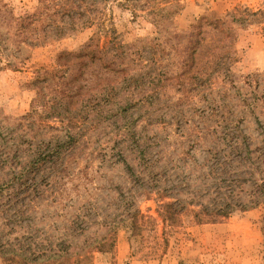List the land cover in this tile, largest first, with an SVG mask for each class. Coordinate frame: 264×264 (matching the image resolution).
Masks as SVG:
<instances>
[{"label":"rangeland","instance_id":"obj_1","mask_svg":"<svg viewBox=\"0 0 264 264\" xmlns=\"http://www.w3.org/2000/svg\"><path fill=\"white\" fill-rule=\"evenodd\" d=\"M67 3L86 11L78 20H106L101 32L113 26L125 46L142 51L137 59L148 71L130 72L143 74L146 87L177 74L178 49L200 20L233 30L234 61L201 93L180 92L167 79L160 101L139 103L137 94L139 104L123 113L132 97L122 94L111 110L94 113L65 160L66 171L53 165L37 176L42 191L6 198L0 242L25 249L87 246L113 232L112 250L94 251L86 264H264V0H0V126L4 134L14 131L13 138L30 137V126L17 119L31 111L35 78L55 67L60 52L80 49L99 30H68L58 39L52 20L69 21L55 11ZM27 15L40 17L34 34L48 35L43 42L20 41L16 19ZM219 37L213 29L205 42ZM122 81L114 84L118 91ZM58 84L47 81L46 93L57 92ZM96 84L95 98L103 94ZM66 123L43 121L38 140L65 139ZM58 180V186L49 183ZM168 201L188 206L170 223L161 216ZM229 203L237 207L220 222L194 216ZM0 264L14 263L0 256Z\"/></svg>","mask_w":264,"mask_h":264},{"label":"trees","instance_id":"obj_2","mask_svg":"<svg viewBox=\"0 0 264 264\" xmlns=\"http://www.w3.org/2000/svg\"><path fill=\"white\" fill-rule=\"evenodd\" d=\"M55 11L57 14L67 13V16L70 17L69 21L52 20L56 27L58 39L65 37L68 30L85 29L93 26H98L99 30L80 49L60 52L55 67L52 69L45 68L32 82L36 93L32 101L31 111L17 119L21 123V127L24 124L30 126L29 138L23 134L13 138L14 131L4 134L3 130L1 132L0 126V218L9 211L10 205L9 203L6 204V198L18 197L22 192L42 191V186L37 181V176L42 171L60 163L59 172L61 170V172L66 171L65 160L69 158V155H72L70 152L76 149L84 137V125L94 113L101 112L106 108L111 110L113 105L119 104V96L123 94L132 97V100L123 104L122 112L126 113L136 107V104L145 103V101L152 99L159 100V96L167 87V79L169 82L174 80L180 92L201 93L204 91L201 87L205 85L208 87L216 72L223 68L227 69L234 61V58L229 55L235 35L233 30L224 27V23L221 24L218 20L208 22L206 26L200 20L191 26V30L187 33V42L178 49L180 58L177 74L169 78L152 79V86L146 87L143 82V74L130 72L131 69L141 70L144 68V72L148 71L146 62L143 59H137L142 51L140 49L135 51V49L125 46L115 27L112 26L109 31L101 32L100 30L106 27V20L95 17L78 20L79 18L75 15L83 16L86 11L80 10L74 4H64ZM52 15L55 16L56 13H52ZM16 20L19 22L18 27H20L18 30V37H21L20 41L31 38L35 40L34 43H41L43 41L40 39L48 36L34 34L38 29L37 23L40 22V17L27 15ZM154 23L159 28V32H164V26L160 28L157 20ZM210 24L212 27L206 29ZM213 29L220 37L214 43L207 44L205 42L206 34ZM108 35L110 36L109 41L106 40ZM229 39L231 40L230 44ZM2 46L3 43L0 41V53L3 49ZM153 50L156 54L155 48ZM121 79L125 86H122L118 91L114 84L120 82ZM49 80H53L54 83L59 82L57 92L52 90L51 94L46 93L45 83ZM95 83H97V91L103 92L97 98L90 94V89ZM137 94L142 95L138 100L139 103L135 100ZM52 119L61 124L67 122L69 130L65 134V139L56 136L47 141L38 140L41 137L42 122ZM128 124L126 127L129 126ZM50 127L55 128L54 125ZM128 128L136 131L134 126ZM232 138L233 136H231ZM10 139H12L11 142ZM139 141L138 138L135 139L136 143ZM128 168L134 174L133 168L129 166ZM49 183L58 186L60 181ZM187 204L191 203L188 202ZM185 205V203L178 204L175 201L165 202L161 206V216L167 223L175 221L176 217L187 209L188 206ZM220 207L222 208L196 210L194 216L201 223L220 222L230 215L231 210L237 207V204L232 206L229 203L227 206ZM240 207L246 208L248 204H243ZM136 221L137 212L131 216L132 228L137 227ZM115 243L116 237L113 236V232L87 246L77 245L73 247L67 243H50L42 247L37 246L35 249H25L0 242V256L7 258L14 264H86L91 261L94 251H111Z\"/></svg>","mask_w":264,"mask_h":264}]
</instances>
